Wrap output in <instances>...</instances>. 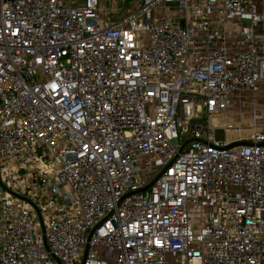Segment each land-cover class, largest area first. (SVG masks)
Listing matches in <instances>:
<instances>
[{"label": "built area", "instance_id": "1", "mask_svg": "<svg viewBox=\"0 0 264 264\" xmlns=\"http://www.w3.org/2000/svg\"><path fill=\"white\" fill-rule=\"evenodd\" d=\"M99 11L0 0V264H264V0Z\"/></svg>", "mask_w": 264, "mask_h": 264}, {"label": "crops", "instance_id": "2", "mask_svg": "<svg viewBox=\"0 0 264 264\" xmlns=\"http://www.w3.org/2000/svg\"><path fill=\"white\" fill-rule=\"evenodd\" d=\"M63 6H82L84 0H59ZM127 0H99L100 2V18L102 23L113 24L118 19L123 17L127 12H130V5L132 2L127 4V7H123ZM140 1V0H139ZM139 4V2H138ZM137 4V5H138ZM129 6V7H128Z\"/></svg>", "mask_w": 264, "mask_h": 264}, {"label": "rangeland", "instance_id": "3", "mask_svg": "<svg viewBox=\"0 0 264 264\" xmlns=\"http://www.w3.org/2000/svg\"><path fill=\"white\" fill-rule=\"evenodd\" d=\"M62 1V0H61ZM64 1V0H63ZM68 1V0H67ZM110 1V0H108ZM121 1V0H119ZM129 2H132V4L130 5V9L133 10L134 8L137 7V4L139 2V0H127L125 2V4L123 5V7H127V4H129ZM129 7V6H128ZM242 101H247V102H254L257 105H263L264 104V93H256V94H245L242 96L241 98ZM247 107H249V105H247ZM247 107H245V109H243L242 111H230L229 112V120L231 121L230 123H235V124H239L240 122L244 121L246 124L250 125L251 124V120H247L250 119L248 117L249 113H248V109ZM258 110L261 109L260 107L257 108ZM237 130V129H236ZM246 132H244L245 134H241L239 133V131H234V134L236 136H239V134L241 135V137H245L249 135V128L245 129ZM108 264H117L116 259L114 256H112L111 258H109L108 260Z\"/></svg>", "mask_w": 264, "mask_h": 264}, {"label": "bare ground", "instance_id": "4", "mask_svg": "<svg viewBox=\"0 0 264 264\" xmlns=\"http://www.w3.org/2000/svg\"><path fill=\"white\" fill-rule=\"evenodd\" d=\"M247 120H251V119H247ZM222 121H223L222 124L228 128V136H229L230 139H240V138H245V137L250 136V134H251V128H250L251 124L248 125V124H246L244 121H242V122H240L239 124L231 125V124H229V123L224 122L223 119H222ZM214 123H215V122H214ZM248 128H249V135H248V136L241 137L240 134H239V136H236V135L234 134V131H239V133H241V134L244 135V134H245L244 132H246L245 129H248ZM236 129H237V130H236ZM243 131H244V132H243Z\"/></svg>", "mask_w": 264, "mask_h": 264}, {"label": "water", "instance_id": "5", "mask_svg": "<svg viewBox=\"0 0 264 264\" xmlns=\"http://www.w3.org/2000/svg\"><path fill=\"white\" fill-rule=\"evenodd\" d=\"M174 143H175V142H174ZM151 184H152V183H151ZM151 184H150V185H151Z\"/></svg>", "mask_w": 264, "mask_h": 264}]
</instances>
